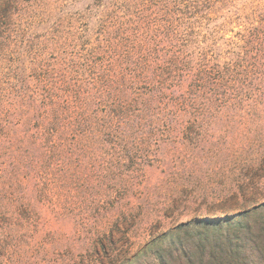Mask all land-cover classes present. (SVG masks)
I'll list each match as a JSON object with an SVG mask.
<instances>
[{
    "label": "trees",
    "instance_id": "1",
    "mask_svg": "<svg viewBox=\"0 0 264 264\" xmlns=\"http://www.w3.org/2000/svg\"><path fill=\"white\" fill-rule=\"evenodd\" d=\"M0 264H264V0H0Z\"/></svg>",
    "mask_w": 264,
    "mask_h": 264
},
{
    "label": "rangeland",
    "instance_id": "2",
    "mask_svg": "<svg viewBox=\"0 0 264 264\" xmlns=\"http://www.w3.org/2000/svg\"><path fill=\"white\" fill-rule=\"evenodd\" d=\"M144 234H145V229L141 226H139L138 228H136L130 233L131 239L133 242H135L136 246L140 244L141 240L144 238Z\"/></svg>",
    "mask_w": 264,
    "mask_h": 264
}]
</instances>
